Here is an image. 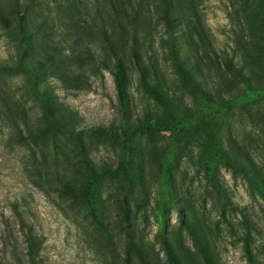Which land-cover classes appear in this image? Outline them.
Instances as JSON below:
<instances>
[{
  "label": "rangeland",
  "instance_id": "374dc122",
  "mask_svg": "<svg viewBox=\"0 0 264 264\" xmlns=\"http://www.w3.org/2000/svg\"><path fill=\"white\" fill-rule=\"evenodd\" d=\"M0 65V264H264V0H0Z\"/></svg>",
  "mask_w": 264,
  "mask_h": 264
},
{
  "label": "trees",
  "instance_id": "16d2710c",
  "mask_svg": "<svg viewBox=\"0 0 264 264\" xmlns=\"http://www.w3.org/2000/svg\"><path fill=\"white\" fill-rule=\"evenodd\" d=\"M4 65V64H2ZM0 65V67L2 66ZM147 130L141 126H137L135 128L132 129H127L125 132V135L127 136H132L134 134L137 133H143L146 132ZM25 236V240H26V244H27V256L29 259V262L31 264H35V253L37 250V240L36 238L32 235L31 230H27L26 233L24 234Z\"/></svg>",
  "mask_w": 264,
  "mask_h": 264
}]
</instances>
